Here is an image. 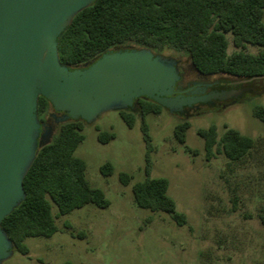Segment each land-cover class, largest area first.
I'll use <instances>...</instances> for the list:
<instances>
[{
    "label": "rangeland",
    "instance_id": "374dc122",
    "mask_svg": "<svg viewBox=\"0 0 264 264\" xmlns=\"http://www.w3.org/2000/svg\"><path fill=\"white\" fill-rule=\"evenodd\" d=\"M228 39L229 53L238 51L230 35ZM243 51L256 55L264 49L247 45ZM162 54L191 64L185 54L171 50ZM256 106H264V93L203 106L186 115L163 109L147 116L154 144L151 177L169 180L168 193L187 216L183 227L134 201L132 185L146 178L139 114L134 128L119 111L104 113L92 124L82 121L85 140L75 154L86 161L88 180L104 190L111 206L100 209L90 204L58 217L54 204L59 231L51 238H27L29 255L14 251L3 264H264V123L253 116ZM184 121L191 127L181 144L174 128ZM211 126L220 134L226 127L236 129L254 138L255 148L241 162L223 154L208 161L198 130ZM99 132H113L116 138L102 144ZM106 162L115 168L111 176L100 171ZM121 172L132 177L130 185L120 182Z\"/></svg>",
    "mask_w": 264,
    "mask_h": 264
},
{
    "label": "trees",
    "instance_id": "16d2710c",
    "mask_svg": "<svg viewBox=\"0 0 264 264\" xmlns=\"http://www.w3.org/2000/svg\"><path fill=\"white\" fill-rule=\"evenodd\" d=\"M228 35L238 51L229 53ZM247 45L264 49V0H96L78 13L58 38L60 60L71 68L117 49L148 48L155 53L171 50L187 55L201 74L219 77L216 80L223 88H231L235 81L251 80L234 88L262 91L264 51L245 53ZM135 102L134 110L119 111L129 128H134L139 114L146 145V178L132 185L134 201L139 208L165 213L178 226H186L187 216L178 211L168 193L169 180L151 177L154 144L147 116L159 114L164 108L144 98ZM51 109L50 102L41 96L40 121ZM253 116L264 123V106L254 107ZM190 127L189 121L175 126L174 137L179 143H186ZM82 131V121L60 124L51 142L39 149L24 178V201L2 222L14 250L24 256L30 253L27 238H51L59 231L54 204L58 217L90 204L100 209L111 206L104 190L88 180L86 161L75 154L85 140ZM198 134L204 140L208 161L223 154L232 162H241L256 145L254 138L228 127L223 134L216 126L199 129ZM115 138L113 132L98 134L102 144ZM114 170L110 162L100 168L104 176L113 175ZM119 179L124 186L132 181L126 172H121Z\"/></svg>",
    "mask_w": 264,
    "mask_h": 264
},
{
    "label": "water",
    "instance_id": "95a60500",
    "mask_svg": "<svg viewBox=\"0 0 264 264\" xmlns=\"http://www.w3.org/2000/svg\"><path fill=\"white\" fill-rule=\"evenodd\" d=\"M95 1L0 0V264L15 251L2 222L24 201V178L39 149L51 142L41 133V96L62 113L58 124H92L104 113L132 110L140 98L170 113H183L196 104L264 93L232 88L175 95L181 79L178 60L148 48L117 49L84 66L64 65L58 38Z\"/></svg>",
    "mask_w": 264,
    "mask_h": 264
},
{
    "label": "flooded vegetation",
    "instance_id": "af4514ba",
    "mask_svg": "<svg viewBox=\"0 0 264 264\" xmlns=\"http://www.w3.org/2000/svg\"><path fill=\"white\" fill-rule=\"evenodd\" d=\"M177 69L180 73L181 79L177 84L175 95L183 94L189 96V95H193V92L195 91H199L200 92L199 94H208L213 91H221V90H228L234 88V86L232 85L231 88L221 87L218 83V80L214 79L213 77L201 74L191 64L183 65L180 61H178ZM238 99H234V100H238ZM226 103L228 102L216 101L208 104H196L190 107H186L184 112L179 114L186 115V114H190L191 112L197 111L203 106L204 107L217 106V105H224ZM134 109H135V105L132 110ZM61 114L62 113H58L52 109L48 113V115H46L41 121L42 124L41 133L44 140L49 139L50 136L52 135L55 126L58 124L57 119Z\"/></svg>",
    "mask_w": 264,
    "mask_h": 264
}]
</instances>
